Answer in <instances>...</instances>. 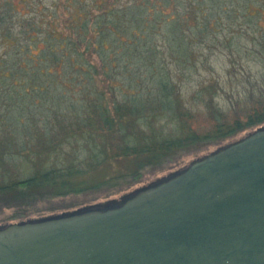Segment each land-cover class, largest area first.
Returning <instances> with one entry per match:
<instances>
[{"label": "trees", "instance_id": "16d2710c", "mask_svg": "<svg viewBox=\"0 0 264 264\" xmlns=\"http://www.w3.org/2000/svg\"><path fill=\"white\" fill-rule=\"evenodd\" d=\"M260 126L264 0H0V227L111 203Z\"/></svg>", "mask_w": 264, "mask_h": 264}, {"label": "water", "instance_id": "95a60500", "mask_svg": "<svg viewBox=\"0 0 264 264\" xmlns=\"http://www.w3.org/2000/svg\"><path fill=\"white\" fill-rule=\"evenodd\" d=\"M0 264H264V126L111 203L1 226Z\"/></svg>", "mask_w": 264, "mask_h": 264}, {"label": "rangeland", "instance_id": "374dc122", "mask_svg": "<svg viewBox=\"0 0 264 264\" xmlns=\"http://www.w3.org/2000/svg\"><path fill=\"white\" fill-rule=\"evenodd\" d=\"M219 62L220 61H218V63ZM192 125L195 129L201 130V129L207 128L209 126V122H208V120H206V118L202 114H197ZM188 159H189V157H188ZM156 177H159V176L156 175ZM140 185L141 184L135 185L131 189H134V188L137 189V188L145 186L147 184L141 185V186ZM117 195L116 194L113 195L110 200H117L121 197L120 196L119 198L116 199ZM83 201H86V202H83ZM98 201H100V200L99 199H96V200L93 199V200L88 201L87 199H84L81 196L66 197L64 199H56L53 202H51V204L49 205V207L47 209L42 211V214H48V213H53V212L58 213V212L63 211V210L71 212L74 210H79V209L85 208V207H82V208L74 209L77 206H81V205L86 204L88 202L96 203ZM100 205H102V204H100Z\"/></svg>", "mask_w": 264, "mask_h": 264}]
</instances>
